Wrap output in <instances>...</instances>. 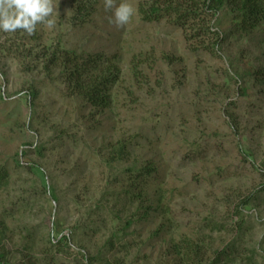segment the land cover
<instances>
[{
  "label": "rangeland",
  "instance_id": "1",
  "mask_svg": "<svg viewBox=\"0 0 264 264\" xmlns=\"http://www.w3.org/2000/svg\"><path fill=\"white\" fill-rule=\"evenodd\" d=\"M89 1L85 22L53 0L54 27L0 31L6 264H264V19L246 30L228 0L200 34L126 0L118 27ZM64 51L120 69L109 107L45 69Z\"/></svg>",
  "mask_w": 264,
  "mask_h": 264
},
{
  "label": "trees",
  "instance_id": "2",
  "mask_svg": "<svg viewBox=\"0 0 264 264\" xmlns=\"http://www.w3.org/2000/svg\"><path fill=\"white\" fill-rule=\"evenodd\" d=\"M74 7V14L81 22H85V17L89 15L84 13L88 5H92L89 0H80ZM228 0H148L141 2L140 12L146 21H160L166 17L171 18L175 23L185 26L186 23L193 21L198 24L205 20L204 27L199 26V33H212L209 27V16H215L224 8ZM87 3V4H86ZM234 10L241 12L242 24L246 30L255 29L264 19V0H229ZM206 15H209L208 18ZM203 17V19H202ZM197 21L198 23H196ZM192 24V23H190ZM208 25V26H207ZM207 26V27H206ZM202 30V31H201ZM64 54H52L45 69L51 72V65L59 66L62 70L61 78L68 90L75 93L78 98L90 103L96 109H105L110 106L112 97L110 94V85L118 79L117 72L120 69L115 65H110V58L104 54H78L72 51H64ZM35 92L31 97H35ZM8 179V170L0 167V186L5 184ZM1 242V240H0ZM224 254V252H223ZM4 254L0 251V264H6ZM188 260L194 264H202L203 259L200 254L190 256ZM220 261V256L213 262ZM94 260L89 261V264ZM109 264V263H105Z\"/></svg>",
  "mask_w": 264,
  "mask_h": 264
},
{
  "label": "clouds",
  "instance_id": "3",
  "mask_svg": "<svg viewBox=\"0 0 264 264\" xmlns=\"http://www.w3.org/2000/svg\"><path fill=\"white\" fill-rule=\"evenodd\" d=\"M106 9L114 10V22L120 27L127 25L135 14V8L128 2L115 6V0H105ZM53 0H0V31L15 32L22 29L28 35L34 34L38 24L48 28L55 26Z\"/></svg>",
  "mask_w": 264,
  "mask_h": 264
}]
</instances>
